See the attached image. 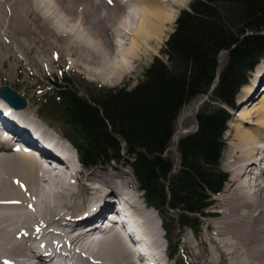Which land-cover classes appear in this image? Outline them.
<instances>
[{
    "label": "bare ground",
    "instance_id": "1",
    "mask_svg": "<svg viewBox=\"0 0 264 264\" xmlns=\"http://www.w3.org/2000/svg\"><path fill=\"white\" fill-rule=\"evenodd\" d=\"M184 2L0 0V63L22 66L21 58L30 52L31 19L37 11L64 39L72 66L112 84L130 69L135 56L150 48L152 40L161 38L166 23L175 17V7ZM8 35L10 40H5ZM260 66L240 95L241 101H253L233 124L229 188L218 199V210L209 212L213 219L205 222L198 243L188 240L183 247L200 258L198 264H264V87L252 99L264 83V64ZM5 86L0 87V99L9 108L0 104V128L13 135L0 136V264H64L66 256L71 258L69 264H148L132 247L138 236L158 264H178L171 261L179 251L171 249L176 245L169 233L159 234L163 223L160 219V225L155 224L152 210L156 209L144 200L139 185L144 204L135 192L137 186L131 187L122 174L114 182L112 176L78 169L77 154L65 149L71 150L69 141L59 142L55 133L53 138L50 131L38 130L24 115L26 109L18 111L27 102L6 95ZM16 140L27 141L41 158ZM80 207L83 213L74 216L72 210ZM112 208L121 215V225H101ZM196 230L192 229L193 235L200 232Z\"/></svg>",
    "mask_w": 264,
    "mask_h": 264
},
{
    "label": "trees",
    "instance_id": "2",
    "mask_svg": "<svg viewBox=\"0 0 264 264\" xmlns=\"http://www.w3.org/2000/svg\"><path fill=\"white\" fill-rule=\"evenodd\" d=\"M161 50L165 58L154 56L129 87L82 88L65 74L50 79V108L69 127L81 165L122 161L130 167L168 234L164 208L177 210L179 227L193 229L226 181L224 131L241 86L264 58V0H191ZM201 94L211 101L197 111L196 128L178 137L176 164L167 154L176 118Z\"/></svg>",
    "mask_w": 264,
    "mask_h": 264
},
{
    "label": "rangeland",
    "instance_id": "3",
    "mask_svg": "<svg viewBox=\"0 0 264 264\" xmlns=\"http://www.w3.org/2000/svg\"><path fill=\"white\" fill-rule=\"evenodd\" d=\"M190 1L191 0H186V2H184L182 5L175 7L176 8L175 17L172 21L170 20L169 22L166 23L165 30L161 38H159V40L158 39L152 40L149 45L150 48L143 50L144 52L139 53L137 56H135L134 59H132L131 62L129 63L130 69L126 71L116 82L112 84L103 82V80L98 76L96 77L91 75V77H89L86 71L84 72V69H82L80 66L79 67L74 65L72 66L71 61L73 60V58L71 57V55H69L68 57L69 53H67L66 49L64 48V43H65L64 39L61 36H59V33L57 34V32H55L53 28L50 27L48 22H46L43 19V17H41L40 12L34 11L31 19L34 23L33 22L31 23H33L35 27L32 25L34 33L33 35H31V46H30L31 48L29 55L28 54H26L25 56L23 55V57L21 58L22 66L13 62L11 68L9 63H4L5 65L3 63H0V77H1L0 87L6 85L12 88L13 90H15L25 100V102H27V106L18 111H22L26 109L27 111L26 113L24 112V115L26 116V118H27V114L29 115V118L27 119L28 121H31L36 127L38 126V130L42 129L44 132L45 130H47L48 132L50 131L48 134H50L51 137L54 138V136L56 135V138L59 139V142H62V140L66 139L67 134L70 133V129L65 123H63L61 119L57 117L56 113L52 111V109L50 108L51 106L50 97L51 96L54 97V92L51 87L50 79L56 76L60 77L65 74L66 76L74 79L75 82L78 83V86L82 88L87 83L100 84L104 86H123V85L127 87L132 86L141 77L144 68L152 61L154 56H160L162 58H165L164 53L161 50L162 47L164 46V42L167 39L168 34L174 28L176 16L178 15L181 9L186 8L188 6ZM10 37L11 36L8 35L5 40L7 39L10 40ZM114 42H116V40H114ZM16 48L18 47L16 46ZM21 49H22V45H21ZM17 50H20V48H18ZM76 51L77 49L75 50V52ZM77 53L79 54V52H76V55ZM225 58H226V53L220 52L219 61L221 64H223ZM261 59L258 61L259 65L257 63L252 73H250L251 75L246 85L248 86L251 85L252 79L255 77V75H257V71L261 69L260 65L264 64V59L262 60ZM262 84L264 85V83H261L259 85L260 89L258 87L257 90L258 92L255 94V96L252 99H254L255 97L258 98L259 92L261 93V89H262L261 87H264ZM246 85L240 88L238 92L236 99L237 107L234 109H230L229 111L230 117L227 122V129L224 132L226 145L223 151L221 152V158H220V168H222V170L226 173L227 177L221 191L211 196L210 200L212 201V203H210L205 209V212H208L207 213L208 215L209 212H214L215 210H218V206H217L219 204L218 199L221 196H223L226 193V190L229 188V183L231 181L230 179L231 172L227 168V161L229 157L228 152H230L229 145L230 143L233 142L232 141L234 134L233 124H236V122L238 123V117H240L239 113L241 112L243 107H248V109H250L252 105L250 103L253 101L250 100L245 102L240 100V95L244 90V88L246 87ZM206 101L208 102L211 101V99L207 97V95L201 94L195 96L189 102L184 104L178 113V116L175 121L174 136L172 137L170 145L167 150V154L174 159L176 164L178 163L176 141L178 137L181 136L182 134L193 131L196 128L197 125L196 113L205 104ZM0 104L3 105L5 104L9 108V106L1 99H0ZM46 109H50V110L45 111ZM51 133L53 135L55 133V135L53 136L51 135ZM65 149H67L71 153V150L68 147ZM74 165L77 166V168L80 170L88 171L87 169H89L90 171H95L101 175L112 176L115 178L114 182H119L120 179L119 176L122 174V177L126 178V180L130 183L131 187L137 186V190H135V192L136 194H138L140 198L139 200H141L142 204H144L143 202L144 200H142L140 194L138 193L139 190H138V185L135 182L136 179L134 178L130 167L124 164V162L122 161L110 162L102 165H96L93 167L85 168L80 166L78 159L77 160L75 159ZM72 212L73 213L75 212L73 214L74 216L83 213L81 207L75 208L74 210H72ZM176 212L177 210L164 208V216L166 222L172 224V229L171 232H169V236L171 238V241L176 245L175 248L177 249V251H179L176 260H173L171 262L178 261L177 262L178 264H189L192 261V264H198L200 258H198L197 260V258L191 256L190 254H187V252L183 250V247L187 244L188 240L190 242L192 240V244L198 243L201 237L199 236V234L205 233V222L212 220L213 216L210 215L208 216L205 214L199 215V217L197 218L199 220L195 221L194 228L197 226V230L200 232H196L195 235H193L191 227L188 226L179 227L177 225L175 220ZM152 214L153 216H155V224L159 226L161 218L160 217L158 218L157 211L152 210ZM163 233H165L164 230L163 231L159 230V234L163 235ZM162 244L165 245V242L162 241ZM194 250L196 252L199 251L196 249Z\"/></svg>",
    "mask_w": 264,
    "mask_h": 264
},
{
    "label": "water",
    "instance_id": "4",
    "mask_svg": "<svg viewBox=\"0 0 264 264\" xmlns=\"http://www.w3.org/2000/svg\"><path fill=\"white\" fill-rule=\"evenodd\" d=\"M5 89V94H13L14 96H16V99L19 98V99H22L21 96L15 91L13 90L12 88L8 87V86H5L4 87ZM9 92V93H8ZM23 101V100H22Z\"/></svg>",
    "mask_w": 264,
    "mask_h": 264
}]
</instances>
